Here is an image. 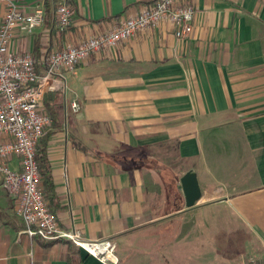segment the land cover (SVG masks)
Listing matches in <instances>:
<instances>
[{
	"label": "crops",
	"instance_id": "0c3cea01",
	"mask_svg": "<svg viewBox=\"0 0 264 264\" xmlns=\"http://www.w3.org/2000/svg\"><path fill=\"white\" fill-rule=\"evenodd\" d=\"M152 1L72 0L62 31L53 0H19L25 12L41 3L45 19L16 29L9 50L33 54L42 74L53 49ZM175 4L195 10L187 37L164 19L66 71L65 93L44 81L45 199L62 227L111 239L116 264H264V0ZM4 12L0 0V22ZM188 170L201 191L192 207L178 180ZM23 227L0 182V264H107Z\"/></svg>",
	"mask_w": 264,
	"mask_h": 264
},
{
	"label": "built area",
	"instance_id": "2783aa9c",
	"mask_svg": "<svg viewBox=\"0 0 264 264\" xmlns=\"http://www.w3.org/2000/svg\"><path fill=\"white\" fill-rule=\"evenodd\" d=\"M5 12L0 22V182L8 193L14 214L23 224L22 232L43 240H68L107 264H116L115 243L108 238L88 240L75 228H64L48 206L41 185V173L36 158V146L51 117L42 108L45 93L44 81L55 78L58 88L65 93V72L92 54L116 48L122 41L161 20L174 25V35L184 38L191 32L194 8L176 5V0H153L137 13L127 15L104 32L88 36L77 44H66L53 49L44 59V71L37 73L31 53H13L10 43L16 29L32 33L41 27L45 10L37 3L32 11L25 12L19 0H1ZM56 26L66 29L72 22V0H53ZM76 111V101L70 102ZM18 159L13 169L9 162Z\"/></svg>",
	"mask_w": 264,
	"mask_h": 264
},
{
	"label": "water",
	"instance_id": "95a60500",
	"mask_svg": "<svg viewBox=\"0 0 264 264\" xmlns=\"http://www.w3.org/2000/svg\"><path fill=\"white\" fill-rule=\"evenodd\" d=\"M194 171H186L179 180V187L184 196L185 207H192L199 199L201 191Z\"/></svg>",
	"mask_w": 264,
	"mask_h": 264
},
{
	"label": "trees",
	"instance_id": "16d2710c",
	"mask_svg": "<svg viewBox=\"0 0 264 264\" xmlns=\"http://www.w3.org/2000/svg\"><path fill=\"white\" fill-rule=\"evenodd\" d=\"M37 61L38 59L35 60V67H36V64H37ZM40 63V62H39ZM42 63V62H41ZM44 65V61L42 63ZM45 68V67H44ZM36 70H37V73H41V71H39L36 67ZM42 151H39L38 147L36 146V158H37V162H38V166H39V170H40V173H41V176H42V169H41V163H42V157H43V154L41 153Z\"/></svg>",
	"mask_w": 264,
	"mask_h": 264
},
{
	"label": "rangeland",
	"instance_id": "374dc122",
	"mask_svg": "<svg viewBox=\"0 0 264 264\" xmlns=\"http://www.w3.org/2000/svg\"><path fill=\"white\" fill-rule=\"evenodd\" d=\"M249 258V257H248ZM247 257H243V259L241 258V264H260L258 261V259L256 258H249ZM251 259V260H250ZM240 264V263H239Z\"/></svg>",
	"mask_w": 264,
	"mask_h": 264
}]
</instances>
